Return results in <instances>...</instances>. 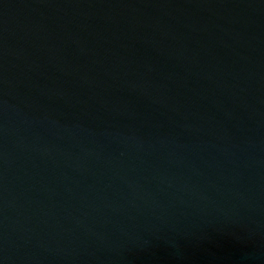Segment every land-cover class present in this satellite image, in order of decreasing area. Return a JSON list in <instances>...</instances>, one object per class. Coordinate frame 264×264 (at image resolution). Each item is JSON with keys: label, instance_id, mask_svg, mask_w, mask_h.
<instances>
[{"label": "water", "instance_id": "1", "mask_svg": "<svg viewBox=\"0 0 264 264\" xmlns=\"http://www.w3.org/2000/svg\"><path fill=\"white\" fill-rule=\"evenodd\" d=\"M0 264H264V0H0Z\"/></svg>", "mask_w": 264, "mask_h": 264}]
</instances>
